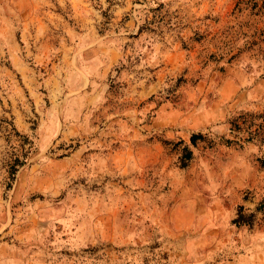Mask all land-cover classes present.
Listing matches in <instances>:
<instances>
[{
	"label": "rangeland",
	"instance_id": "rangeland-1",
	"mask_svg": "<svg viewBox=\"0 0 264 264\" xmlns=\"http://www.w3.org/2000/svg\"><path fill=\"white\" fill-rule=\"evenodd\" d=\"M260 30L263 0H0V264H264Z\"/></svg>",
	"mask_w": 264,
	"mask_h": 264
},
{
	"label": "trees",
	"instance_id": "trees-1",
	"mask_svg": "<svg viewBox=\"0 0 264 264\" xmlns=\"http://www.w3.org/2000/svg\"><path fill=\"white\" fill-rule=\"evenodd\" d=\"M263 3H264V0H263ZM259 36H260V39L257 40V42H253V43H251V44H256V45H257V48H256V49L258 50V52H259L261 55H264V49L261 48L262 46H264V30H260V32H259ZM261 45H262V46H261ZM258 141H259L260 144H264V136L260 134V137H258ZM13 162L18 163V162H19V161H18V158L16 157V159H14ZM15 163H14V164H15ZM14 164L9 165L10 170H9L8 172L12 173L13 168H14V167H13ZM259 165L262 166V167H264V157H262L261 159H259ZM240 216H241V214L239 213V219L241 218ZM240 220H242V219H240ZM240 220H236V221L238 222V221H240Z\"/></svg>",
	"mask_w": 264,
	"mask_h": 264
}]
</instances>
